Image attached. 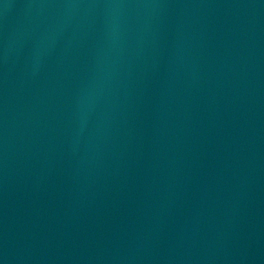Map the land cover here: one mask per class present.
I'll return each instance as SVG.
<instances>
[{
    "label": "water",
    "instance_id": "water-1",
    "mask_svg": "<svg viewBox=\"0 0 264 264\" xmlns=\"http://www.w3.org/2000/svg\"><path fill=\"white\" fill-rule=\"evenodd\" d=\"M0 264H264V0H0Z\"/></svg>",
    "mask_w": 264,
    "mask_h": 264
}]
</instances>
